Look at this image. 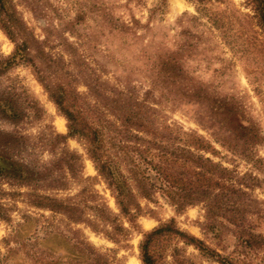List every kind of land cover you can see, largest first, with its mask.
I'll return each instance as SVG.
<instances>
[{
	"label": "rangeland",
	"instance_id": "1",
	"mask_svg": "<svg viewBox=\"0 0 264 264\" xmlns=\"http://www.w3.org/2000/svg\"><path fill=\"white\" fill-rule=\"evenodd\" d=\"M4 4V21L25 29L31 55L78 61L80 68L59 71L62 82L79 74L73 86L80 93L89 77L105 82L151 107L150 116L174 135L202 137L211 148L196 155L250 187L251 210L238 217L260 237L249 248L236 237L235 213L208 220L204 204L178 209L160 193L140 197L134 185L140 209L123 213L86 141L60 138L69 135L68 120L32 64L11 62L17 44L0 24V133L17 138L10 153L40 177L21 188L2 184L0 264L7 257L6 264H143L145 235L173 220L227 261L264 264V26L255 0ZM14 234L40 243L20 247ZM152 251L159 264H221L176 236L160 238Z\"/></svg>",
	"mask_w": 264,
	"mask_h": 264
},
{
	"label": "trees",
	"instance_id": "2",
	"mask_svg": "<svg viewBox=\"0 0 264 264\" xmlns=\"http://www.w3.org/2000/svg\"><path fill=\"white\" fill-rule=\"evenodd\" d=\"M255 4L264 26V0H255ZM4 9V0H0V24L17 44L11 62L21 60L32 64L39 81L68 120L69 135L60 138L65 141L68 137H79L86 141L98 172L115 191L123 213L140 209L134 185L140 197L150 199L154 193H160L178 209L204 204L208 220L213 218L211 213H235L236 237L249 248L257 244L260 236L242 227L245 217H238L239 213L251 210L252 200L246 192L250 187L238 182L241 178L234 179L222 165L196 155L211 148L202 137L184 131L174 135L170 126L150 116L154 111L151 107L122 91L109 89L105 82V85L97 84L89 77L87 93H80L73 86L79 74L71 83L62 82L59 71L72 66L80 68L78 61L73 58L65 64L63 57H51L44 52L31 55L32 43L25 29L17 22H5L1 15ZM61 63L64 64L61 66ZM65 75L70 76L67 71ZM116 96L120 98L115 99ZM10 112L12 117L13 111ZM16 141L17 138L0 133V197L8 195L2 188L3 183L16 188L40 183L39 173L10 153V146ZM3 219L0 216V221ZM165 236H176L219 259L221 264H234L211 251L200 239L177 229L174 220L145 235L141 245L143 264H159L152 249ZM11 241L20 247L40 243L37 236L25 239L17 234ZM7 261L8 257L4 264Z\"/></svg>",
	"mask_w": 264,
	"mask_h": 264
}]
</instances>
